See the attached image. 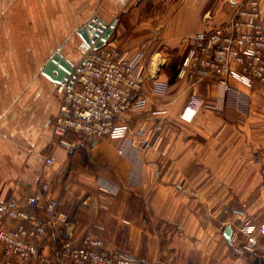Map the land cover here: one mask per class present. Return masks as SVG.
Returning a JSON list of instances; mask_svg holds the SVG:
<instances>
[{
    "label": "crops",
    "instance_id": "1",
    "mask_svg": "<svg viewBox=\"0 0 264 264\" xmlns=\"http://www.w3.org/2000/svg\"><path fill=\"white\" fill-rule=\"evenodd\" d=\"M123 1L0 0V201L26 209L28 198L49 185L57 213L67 216L39 243L51 257L60 239L80 244L90 234L103 249L124 248L152 264H244L234 250L246 238L235 212L245 210L255 226L264 219V84L248 88L225 73L179 80L171 65L172 51L198 32L221 28L236 8L229 0H140L113 15L114 3ZM93 18L99 26L117 21L109 41L126 59L142 53L147 104L127 119L134 132L162 125L157 150H143L140 136L134 146L53 132L59 97L42 68L60 50L77 71L89 48L77 30ZM155 84L164 91H154ZM186 106L196 110L190 122L180 118ZM45 209L40 200L41 220ZM17 222L1 216L0 228ZM256 236L245 264L264 250Z\"/></svg>",
    "mask_w": 264,
    "mask_h": 264
},
{
    "label": "built area",
    "instance_id": "2",
    "mask_svg": "<svg viewBox=\"0 0 264 264\" xmlns=\"http://www.w3.org/2000/svg\"><path fill=\"white\" fill-rule=\"evenodd\" d=\"M229 3L236 8L231 21L217 30L198 32L190 38L189 48L177 69V79L196 81L197 76L204 78L225 73L246 87H252L256 81L264 82V28L261 23L264 1L229 0ZM141 58L140 52L131 60L126 59L124 52L109 40L103 42L99 49L88 48L74 85L54 84L59 97L58 111L52 122L54 134L64 136L73 131L78 139H129L134 146V137L140 136L145 137L143 150H157L162 141V125L157 124L148 134L140 128L134 132L127 119V114L140 111L147 104V99L141 94L144 83L138 66ZM233 64L241 65L242 70L235 69ZM219 82L225 90L231 89L226 79ZM153 90L162 92L164 87L155 84ZM195 114L194 108L186 106L180 118L190 122ZM45 161L48 165L54 164L51 158ZM43 199L46 200V209L45 219L41 220L37 206ZM57 205L46 183L28 198L26 209H12L0 201V217L18 221L12 229L0 228V264H15L17 261L38 264H151L120 249H103L102 241L90 234L85 235L79 245L68 238L60 239L57 255L51 257L38 243L46 239L58 223L67 222L66 215L57 213ZM235 215L242 219L245 211L238 210ZM256 232L264 239V220ZM240 233L246 238L239 251L254 250L257 238L248 219L243 222Z\"/></svg>",
    "mask_w": 264,
    "mask_h": 264
},
{
    "label": "water",
    "instance_id": "3",
    "mask_svg": "<svg viewBox=\"0 0 264 264\" xmlns=\"http://www.w3.org/2000/svg\"><path fill=\"white\" fill-rule=\"evenodd\" d=\"M116 22V20L113 21L109 26H99L98 24L101 22L96 24L94 21H91L87 25L81 26L77 30V34L87 47L99 49L103 42L109 40ZM77 71H74L73 66L62 57L60 50H57L42 68V74L48 79L56 84H68L69 86L74 85ZM230 232L231 230H229Z\"/></svg>",
    "mask_w": 264,
    "mask_h": 264
},
{
    "label": "rangeland",
    "instance_id": "4",
    "mask_svg": "<svg viewBox=\"0 0 264 264\" xmlns=\"http://www.w3.org/2000/svg\"><path fill=\"white\" fill-rule=\"evenodd\" d=\"M140 0H125V1H123V2H116V3H114V6L112 7L113 8V11H112V14L113 15H115V14H117V15H120L123 11H126V10H128L129 8H132L133 6H135L136 4H138V2H139ZM91 21H94L96 24L99 22V20H98V18H93V19H91V20H89V22H91ZM189 43V42H188ZM187 43V45L185 46V48H183L182 50H176V51H172V60H171V65L173 66H175L174 67V69H175V71H176V74H177V69H178V67H179V65L181 64V61H182V59L184 58V56H185V54H186V52H187V50H188V48H189V44ZM241 66V65H240ZM169 68H172L171 66L169 67ZM173 69V70H174ZM236 69V68H235ZM238 70V69H237ZM242 70V66H241V69L239 70V71H241ZM195 82V81H194ZM257 83H260V84H264V82H258V81H256ZM256 82H254V83H256ZM240 83V82H239ZM254 83H253V85H254ZM243 85V84H242ZM252 85V86H253ZM245 86V85H244ZM246 87V86H245ZM248 88H251V87H248ZM263 104V103H262ZM187 122V121H186ZM156 126V125H155ZM245 211V210H244ZM246 219H248V222H249V225L251 226V228H252V230L254 231V233L256 234V235H258L257 234V228L259 227V226H255V225H253L251 222H250V220H249V218L246 216V212H245V216L242 218V219H239L240 221H242V223L246 220ZM264 220V219H263ZM263 222V221H262ZM243 225V224H242ZM242 227V226H241ZM241 229V228H240ZM256 238H257V236H256ZM44 241V240H43ZM43 241H41V242H39V243H42ZM39 243H38V245H39ZM243 243H244V240L243 241H241L240 242V245L238 246V247H236L234 250H235V252L237 253V254H240V255H242L243 256V258H244V262L246 263V260H245V257H246V255H245V253L244 252H240L239 251V249L240 248H242V246L241 245H243ZM102 244H103V242H102ZM79 245V244H78ZM257 245H258V239H257ZM257 245H256V247H257ZM40 246V245H39ZM103 246H104V244H103ZM102 246V247H103ZM256 247L254 248V249H256ZM56 248H58V245L56 246ZM113 249H120V250H123V251H125V252H127L128 254H130V255H134L133 253H131L130 251H128L127 249H124V248H119V247H109V249H106V250H113ZM253 251V250H252ZM246 252V251H245ZM134 256H136V255H134ZM138 257V256H137ZM247 258V257H246ZM141 259V258H140ZM249 260V259H248ZM247 260V261H248ZM150 263V262H149ZM244 263V264H245ZM152 264V263H151ZM247 264H251V262L250 261H248L247 262Z\"/></svg>",
    "mask_w": 264,
    "mask_h": 264
},
{
    "label": "trees",
    "instance_id": "5",
    "mask_svg": "<svg viewBox=\"0 0 264 264\" xmlns=\"http://www.w3.org/2000/svg\"><path fill=\"white\" fill-rule=\"evenodd\" d=\"M252 264H264V250L257 251V256Z\"/></svg>",
    "mask_w": 264,
    "mask_h": 264
}]
</instances>
